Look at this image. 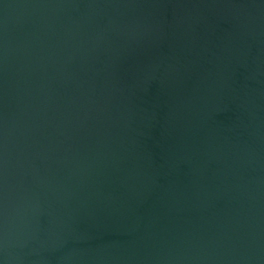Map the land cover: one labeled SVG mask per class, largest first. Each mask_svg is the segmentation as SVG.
I'll return each mask as SVG.
<instances>
[{
    "label": "water",
    "instance_id": "obj_1",
    "mask_svg": "<svg viewBox=\"0 0 264 264\" xmlns=\"http://www.w3.org/2000/svg\"><path fill=\"white\" fill-rule=\"evenodd\" d=\"M0 264H264V0H0Z\"/></svg>",
    "mask_w": 264,
    "mask_h": 264
}]
</instances>
